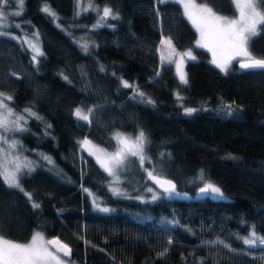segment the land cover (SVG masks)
<instances>
[{"label": "trees", "instance_id": "trees-1", "mask_svg": "<svg viewBox=\"0 0 264 264\" xmlns=\"http://www.w3.org/2000/svg\"><path fill=\"white\" fill-rule=\"evenodd\" d=\"M17 1L0 9L6 14ZM193 1L220 15L236 13L233 0ZM255 1L264 13V0ZM93 2L116 18L97 26L92 10L76 14L75 0H24L20 15H6L0 94L12 98L7 102L14 109L36 113L20 133L25 152L43 150L56 165L19 173L31 199L0 176V234L15 241L34 231L57 237L69 247L72 264H264V246L238 239L253 229L264 236V70L241 69L233 60L225 73L212 64L175 0ZM19 32L38 33L44 55L33 61L28 46L12 38ZM82 34L92 40L87 49L77 39ZM165 39L177 53L195 57L184 62L187 84L175 56L168 59ZM247 47L264 58V23ZM225 105L232 106L231 115ZM188 108L197 111L189 115ZM77 109L90 123L75 115ZM137 131L147 138L151 161L137 171L141 183L117 195L83 142L111 149L116 132ZM150 166L192 196L143 201L145 183L154 184L144 176ZM199 169L225 197L194 196L201 185L195 190L187 179ZM91 194L110 210L96 209Z\"/></svg>", "mask_w": 264, "mask_h": 264}, {"label": "snow or ice", "instance_id": "snow-or-ice-1", "mask_svg": "<svg viewBox=\"0 0 264 264\" xmlns=\"http://www.w3.org/2000/svg\"><path fill=\"white\" fill-rule=\"evenodd\" d=\"M3 4H7L8 0H0ZM161 3L167 2V0H160ZM18 3L23 8L24 0H18ZM239 12H240V19L239 20H228L227 18H222L219 16H215L212 13L211 9L208 8H200L195 5L192 0H183V7L185 9V13L192 19L193 23L197 25L198 29L201 33V40L198 42L203 47L211 46V50L213 52L214 60L212 61L218 68H220L223 72L227 73L229 70V65L231 61L235 59L237 56L246 57L247 59L240 62L239 66L241 69H261L264 70V59H257L253 57L247 50L246 44L249 38V35H254L256 32L257 24L264 23V15H261L259 12L256 11L254 4L251 0H245L243 6L237 5ZM91 7V5H89ZM245 9L248 11L246 12ZM87 10V9H85ZM45 13H48L51 16H55V13L51 12L48 7H44L42 9ZM20 12H15L13 15H20ZM113 17L114 19L116 16L113 14L110 8L103 9V15L99 18L101 21L107 17ZM0 18L6 20L5 13L0 10ZM4 26H7L6 24ZM97 26H101L99 23ZM19 27V25H16ZM4 33H0L3 35ZM38 36V33H35ZM13 39H19L18 37H12ZM28 47L32 50L33 56L32 60L35 61L37 56H42L44 53L40 49V47L25 38ZM162 44L168 46V59L171 60V57L177 56L178 60L175 62L177 70L179 72V78L182 83L187 84V76L183 71V63L185 57H189L191 59H195L192 56L190 51L185 53H177L175 48L172 46L170 39H165L162 41ZM87 44L84 45V48L87 49ZM101 70L103 71V66H101ZM158 75V73H157ZM67 79V77H65ZM124 87H132L129 85L127 81H123ZM2 95V94H0ZM135 95L143 98V92H137ZM8 100H11V97H7ZM147 103H154L150 98L146 100ZM227 114L231 115L232 113V106L225 105L224 106ZM0 108H4L7 110V115L0 116V128H3L5 131H18L23 132L26 131L23 125L20 124V120L24 119L22 116L18 117L16 121L13 122L14 127H9V120L8 116L12 115V110L7 108V105L0 101ZM25 112L29 113L30 116H36L35 112H32L30 108L24 110ZM93 110L89 109V113ZM196 109H185L187 114H191ZM75 115L83 119L84 121H88L90 123L89 115H85L81 112L80 109L75 111ZM39 118V117H37ZM51 127V125H49ZM0 139H5L4 137H0ZM5 142L6 139H5ZM147 142L146 136L143 131H141L135 141H130L128 138H121L120 143L123 145L116 153L105 155V159L102 161L104 167L109 171L110 174H115L113 169L119 167L124 159L126 158L127 154L139 156L141 163H143L144 156L142 155L144 145ZM17 141L13 140L11 142V147L16 148ZM85 143H88L85 141ZM44 160L49 161L51 163V158L44 155L43 153L40 154ZM97 159H100L98 156ZM23 169H27L28 172L34 170L33 164L31 161L25 159L24 161H18L15 164L13 170H8L5 168L0 176H2L3 180L10 188L19 189L21 192H24L26 196L31 199V195L24 191L20 179L19 173ZM148 175L152 177V173L149 172ZM156 180V182L160 185L161 188L164 189L169 196L173 195L176 192V186L169 180H161L157 177H152ZM201 180L204 179L203 175L200 177ZM151 191V189H149ZM87 191V189H85ZM113 192L119 194L118 189H113ZM200 193L208 194L211 193L212 195L223 198L224 193L220 189V187L215 186L212 183H205L203 187L200 188ZM157 199L154 195L153 200ZM33 207L39 208V204H33ZM99 207V205H97ZM102 211H109V209L104 208ZM238 239L242 240V242L249 246H257L259 245L264 246V236L258 235L255 230L253 229L248 236L245 237H238ZM209 243H220L223 244V241H212ZM56 245L58 246L56 252H61L65 256L70 255V249H68L67 245L61 244L58 240H50L45 241L41 233L37 232L30 244L28 245H21L15 244L9 241H3L0 243V262L2 264H64V262L60 259V257L56 254V252L50 251L49 246ZM229 247L228 245H225Z\"/></svg>", "mask_w": 264, "mask_h": 264}, {"label": "rangeland", "instance_id": "rangeland-1", "mask_svg": "<svg viewBox=\"0 0 264 264\" xmlns=\"http://www.w3.org/2000/svg\"><path fill=\"white\" fill-rule=\"evenodd\" d=\"M75 1H76V12H77L76 14L77 15L82 13V12H84V11L92 10L93 12L96 13V16H97L96 21H97V23H102V22L104 23L106 21V19L108 18L107 17V18H105L102 21L99 19L103 15V9L104 8H109V7L99 6V5L95 4L93 2V0H75ZM175 1L180 3L183 14L187 17V19L190 21V23L193 25V27L197 31L198 42H199L201 40L200 30L198 29L197 25L193 23L192 19H190L189 16L185 13V9L183 7V0H175ZM192 2L195 5H197L198 7H200V8L211 9L206 4L197 3V2H194L193 0H192ZM233 2H234V5H235V8H236V13L234 15H231V16L220 15V14L215 13L212 9H211V11H212L213 14H215V16H219V17H222V18H227L228 20H239L240 19V12H239V9H238L237 5L239 4L240 6H243L245 0H233ZM251 2L254 4V6L256 8V11L259 12L261 15H264V13L260 9V7L257 5V2L255 0H251ZM2 4L3 3L0 2V5H2ZM17 4L18 5L15 8L6 7L5 11H7L8 13H6L5 15L13 14L15 12H18L21 7H20L18 1H17ZM89 5H91V7H89ZM85 9H87V10H85ZM0 10H2V9H0ZM245 11L247 12L248 10L245 9ZM109 17H111V16H109ZM7 22H8L7 19L4 20L3 18H0V31L3 29V26L5 24H7ZM258 25L259 24H257V26H256V31H257ZM16 35L26 45H27V42H26L25 38H27L28 40H31L32 42L36 43L40 47L39 41H38V37H37V35H35V33L26 35L25 33L19 32ZM77 39L83 46L85 44H91L92 43V40L90 38H87L86 34L80 35L79 37H77ZM165 47L167 48L165 50L168 53L169 52L168 46L165 45ZM246 47H247V44H246ZM163 48H164V44H163ZM205 48H207V50L209 51L210 62L212 64H214L212 62L214 60V56H213V52L211 50V46L205 47ZM247 50H248V47H247ZM248 52L250 53L249 50H248ZM186 58L187 57H185V59ZM244 58H246V57L237 56L233 60H240V59H244ZM185 59H184V62H185ZM177 60H178V57L175 56V60L174 61L176 62ZM232 61H231V63H232ZM175 65H176V63H175ZM214 65L216 66V64H214ZM183 66H184V63H183ZM178 74H179V72H178ZM0 101H3V103L7 105V108L12 110V115L8 116L9 127L10 128L14 127L13 122L16 121L18 117L22 116L24 119L20 120V124L23 125L24 128H25V124H26L27 119L29 117H31L29 115V113L24 111L25 109H27V107H24V108H22L20 110L14 109L12 106L9 105V103L7 102V97L4 96V95H0ZM31 111H32V109H31ZM32 112H34V111H32ZM4 115H7V110L4 109V108H0V116H4ZM140 132L141 131H137L135 133L116 132L114 134L116 142H115L114 147L111 148V149H105L103 147H100L99 145H97V144H95V143H93L92 141H89V140H85L88 143H85V141L83 142V147L88 151L89 154H91L95 158V160L97 161L99 166L102 169H104L105 171L108 172L109 177H110V182H109L108 186L110 188H112V189H118L119 194H117V195H125L126 192H127V188H128V186L130 184L131 185H135V184H140L141 183V178L139 177V174L137 173V171L143 169L142 166L144 167V164L146 162H150L151 158H150L149 154L145 151V145H144V149H143V153H142V155L144 156L143 163H141V160H140L139 156L127 154L126 158L123 161V163L119 167L113 169V171L115 173L114 175L109 173V171L104 167L102 161L105 159V155L114 154L120 148L123 147V145L120 143V139L121 138H128L130 141H135L137 136H138V134ZM20 133L21 132L12 131V130L5 131L3 128H0V137H4L6 139V141H7V142H5V139H0V171H1V173L3 172V170L5 168H7L8 170H13L14 167H15V164L18 161L22 162L25 159H27L28 161H31L32 164H33V167H35L36 165H39V164H44L46 167H50V168L54 169V166L56 165V163L54 162L52 156L50 154H48L47 152H45L43 150H40L38 148H33V150H28L27 149L29 151V155L25 152L26 150H25V148L23 146V142H22V138H21ZM13 140L18 142L16 148H12L10 146L11 142ZM41 153H43L44 155L50 157L52 162L49 163V161L44 160L42 158V156L40 155ZM98 156L100 157V159H97ZM24 170H27V169H23L22 171H24ZM153 170H155V169L152 166L149 167V170L148 169L145 170V171L143 170L144 171V176L146 177V180H147V177H149V175H148L149 172H151L152 175L163 176L162 175L163 173H161L160 171H158V170L153 171ZM201 175H203V173H202V170L199 169L197 171V173L194 175V177L187 179V184L188 185H195V190H196V187L199 186V185H204L205 183H212V182H209L204 177V175H203L204 179L201 180L200 179ZM215 186H217V185H215ZM149 189H151V191ZM142 194L143 195H141L140 197H141V199L143 201L146 200V199L153 200V196L154 195L156 197H159V196H162V195L169 196L168 193H166L165 191L159 189L155 184H150L149 182L145 183V185L143 187V193ZM208 194H209L210 197L219 198V197H216V196L212 195L211 193H208ZM171 196L189 197V196H192V193L190 191H188V190H185V189H182V190L176 189V192L173 195H171ZM90 197H91V201H92V203H93V205H94V207L96 209L102 210L104 208H107V209L110 210V207L103 205L101 197H99L97 195H92V194L90 195ZM224 197H225V193H224ZM97 205H99V207H97ZM37 232L41 233V235L43 236L45 241L58 240V241H60L61 244L66 245L64 242L59 240L57 237L53 236V237L48 238L47 236H45L40 231H34V233L32 235H30V237L27 240H24V241H15V240H12L10 238L4 237L3 235L0 234V243H3V241L6 240V241H9V242H12V243H15V244L28 245V244L31 243L33 236ZM257 244H259V243H257ZM57 247L58 246H56V245H51V246H49V250L53 251V252H56ZM68 249H69V247H68ZM56 254L60 257V259L64 262V264H72L70 262V260L67 258V256H65L63 253L56 252ZM0 264H2V262H0Z\"/></svg>", "mask_w": 264, "mask_h": 264}, {"label": "water", "instance_id": "water-1", "mask_svg": "<svg viewBox=\"0 0 264 264\" xmlns=\"http://www.w3.org/2000/svg\"><path fill=\"white\" fill-rule=\"evenodd\" d=\"M255 58H257V59H264V58H260V57H255ZM247 58H244V59H240V60H238L237 61V65H238V67H240L239 66V64H240V62H242V61H244V60H246ZM152 177H157V178H159V179H161V180H169V181H172V183L173 184H175V182H174V180H172L171 178H168V177H161V176H157V175H152ZM152 177H150V180L158 187V188H160L161 190H163L164 191V189L163 188H161L160 187V185L156 182V180L155 179H153ZM176 186V185H175ZM204 185H202V186H199L198 188H197V190L195 191V193H194V196L195 197H204V196H207L208 194H202V193H200V188L201 187H203Z\"/></svg>", "mask_w": 264, "mask_h": 264}, {"label": "bare ground", "instance_id": "bare-ground-1", "mask_svg": "<svg viewBox=\"0 0 264 264\" xmlns=\"http://www.w3.org/2000/svg\"><path fill=\"white\" fill-rule=\"evenodd\" d=\"M202 186V185H201Z\"/></svg>", "mask_w": 264, "mask_h": 264}]
</instances>
